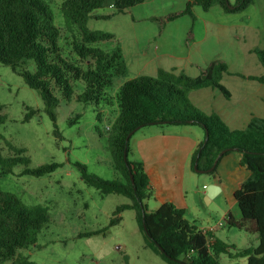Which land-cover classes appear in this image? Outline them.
Returning a JSON list of instances; mask_svg holds the SVG:
<instances>
[{
	"label": "trees",
	"instance_id": "obj_1",
	"mask_svg": "<svg viewBox=\"0 0 264 264\" xmlns=\"http://www.w3.org/2000/svg\"><path fill=\"white\" fill-rule=\"evenodd\" d=\"M51 0H0V63L23 77L25 84L38 91L44 102V112L53 122V134L61 138L57 126V114L61 100H75L81 104L99 106L107 102L113 77L124 76L127 67L117 49L109 54L95 45L114 39L111 33L91 30L90 19L110 20L116 15L141 5L145 0H62L60 11L68 26H75L79 37L71 44V55L66 57L60 46L61 29L54 25L50 8ZM255 0H191L184 9L163 17L152 18L161 35L169 22L183 16H190L195 22L192 9L200 6L205 12L214 5L227 14L245 11ZM231 7H230V6ZM112 8L109 14H97L105 8ZM193 39L189 31L186 45ZM260 63L264 66V48L257 49ZM33 63L34 71L28 68ZM86 65V68L82 67ZM191 77L185 72L174 73L159 69L155 77L139 76L125 82L116 95L118 115L109 130V151L117 180H105L88 173L87 166L74 163L82 174L86 185L99 191L102 196L123 195L131 203L116 207L108 227L120 223V214L125 210H136V219L143 232L147 246L167 264H219L222 255L232 260L246 258V264H264V119L253 118L244 130H232L216 114L205 115L190 99L189 93L203 88H214L229 98L230 93L222 85L228 66L217 59ZM114 71V72H111ZM241 77L264 85V76L240 74ZM84 83L81 94L75 95L73 83ZM264 101V98H263ZM0 104V125L6 121ZM23 122H29L40 110L26 108ZM78 118V117H77ZM101 121L100 118H98ZM74 122L70 121V125ZM150 125L192 126L205 132V138L198 145L191 158V168L216 173L220 160L239 153V166L250 176L237 189L233 198L237 203L240 219L227 217L229 227L258 235V245L249 246L241 252L236 247L215 238L210 232H203L185 218V211L172 203H163L150 211L146 202L153 198L150 179L142 161H132L130 139L139 129ZM13 157L0 155V175L14 174V167L22 165L21 175L42 177L54 173L62 164L51 162L36 168L25 156V149L10 146ZM48 208L28 206L15 194L0 190V264H35L19 254V251L36 245L38 235L49 223ZM107 228L81 234L91 237L104 233ZM208 238L213 239L210 244ZM234 252V253H233Z\"/></svg>",
	"mask_w": 264,
	"mask_h": 264
},
{
	"label": "rangeland",
	"instance_id": "obj_2",
	"mask_svg": "<svg viewBox=\"0 0 264 264\" xmlns=\"http://www.w3.org/2000/svg\"><path fill=\"white\" fill-rule=\"evenodd\" d=\"M235 1L229 0L231 4ZM61 2L62 0L50 1L54 25L61 29L59 43L64 55L76 61L77 57L71 55V44L75 37H79V33L75 26H68L65 22L60 11ZM111 12L113 9L107 7L96 13ZM133 14L137 16V11ZM129 22V16L117 15L110 20L90 19L87 25L91 30L108 32L114 36L110 41L95 45L112 54L117 49H124L129 41L133 31ZM253 45V40L242 39L238 42L232 39L231 42L226 41L223 46L211 48L208 58L205 59L224 60L229 72L264 75V68L258 62L257 55L249 53ZM203 61L208 63L209 60ZM82 67L86 68V65L82 64ZM28 68L34 71L35 67L30 63ZM135 72L129 69L124 76L113 77L114 87L108 91L107 102H101L99 106L81 104L75 100L70 102L61 100L56 109L57 126L61 135V138H57L53 134V122L44 112L45 106L40 93L30 89L23 77L15 73L11 67L0 63V104L3 106L2 113L6 116V121L0 125V155L15 156L10 149V146H13L26 150L24 155L30 158L32 168L51 162L62 164L54 173L42 177L21 175L22 165L14 167V174L0 175V190L15 194L28 206L41 205L48 208L50 221L38 235L36 245L19 251L27 260L35 264H167L147 246L136 219V210H125L120 214V223L108 227L116 207L131 203V200L116 194L102 196L97 189L85 184L81 172L74 167V163L79 162L87 166L88 173L102 179L120 178L109 151L107 127L113 122L118 111L115 97L118 87L132 79L136 75ZM73 86L75 95L81 94L84 90L83 82L76 81ZM190 101L203 113V106L194 101L198 106L195 105L191 99ZM26 108L39 109L40 112L29 122L24 123ZM70 121L74 123L70 125ZM196 130L203 134L204 130L201 128L197 127ZM129 159L135 160V157L130 154ZM219 164L216 172L222 174L224 173L222 163ZM197 176L201 177L203 182L214 181L210 173ZM236 181L237 178L233 177L229 184L235 185ZM156 198L153 197L146 202L150 211L159 207ZM198 199L202 204L203 214L198 217L186 216L190 224L202 231L217 226L216 236L228 244H234L239 252L249 246H257L252 235L244 230L229 227L223 219L233 199H228L225 195L216 196L209 203L201 195ZM231 216L237 219V210H232ZM220 223L223 226H220ZM102 228L107 230L99 235L80 237L81 234ZM212 241L208 238L210 244ZM218 262L246 264V258L232 260L228 255H222ZM3 264H13V261H6Z\"/></svg>",
	"mask_w": 264,
	"mask_h": 264
},
{
	"label": "crops",
	"instance_id": "obj_3",
	"mask_svg": "<svg viewBox=\"0 0 264 264\" xmlns=\"http://www.w3.org/2000/svg\"><path fill=\"white\" fill-rule=\"evenodd\" d=\"M189 1L191 0H145L125 14H120L130 17L129 25L133 30L124 49L120 50L127 71L129 69L136 71L132 79L139 76L155 77L159 69L174 73L185 72L191 77H197L200 73L198 66L204 67L219 59H205L208 58L211 48L223 46L226 41L231 42L232 39L238 42L242 39L253 40L254 45L249 49V53L254 55H257V49L264 48V0H255L251 6L239 14H227L218 5H214L207 12L200 6H195L192 9L195 22L190 16H183L169 22L163 33L159 35L157 25L152 18L180 11ZM134 11H137V16H134ZM190 30H192L193 39L187 46ZM203 60L209 61L204 63L206 61ZM258 62L260 63L259 58ZM262 67L264 68L263 65ZM240 74L228 71L221 80L222 85L230 93L229 98L211 87L189 93L193 103L195 101L199 106H203L205 115L216 114L232 130L246 129L253 118L264 119V85L243 78ZM122 85L118 87L117 93ZM196 103L194 104L197 105ZM104 109L105 107L102 113ZM106 109L108 111V108ZM118 112L119 109L115 113L114 120ZM141 129L136 131L130 139V154L135 157L132 161L143 162L150 179L153 197H157L159 206L169 202L178 209L184 210L185 217L188 215L198 217L203 214L198 196L206 198L207 187L210 184H216L221 188L218 197L225 195L228 199H233L223 219L227 223V217H232V210H237V219L232 218L236 221L240 219V212L233 194L250 176V173L239 166V153L234 152L223 157L220 164L222 163L224 173L216 172L213 175V182H203L201 177L197 176L200 173L192 170L191 158L205 138L204 131L202 134L197 132V127L171 125H150ZM233 177L237 178L235 185L229 184V180ZM201 184H203L202 187ZM219 225L223 226L222 223ZM216 230L217 226H213L203 229V232H210L219 239L215 234ZM252 239L258 245V235L252 234ZM234 252L239 251L236 249Z\"/></svg>",
	"mask_w": 264,
	"mask_h": 264
},
{
	"label": "water",
	"instance_id": "obj_4",
	"mask_svg": "<svg viewBox=\"0 0 264 264\" xmlns=\"http://www.w3.org/2000/svg\"><path fill=\"white\" fill-rule=\"evenodd\" d=\"M213 168L214 167H212L208 171H204V170L197 169L196 166H195V172L202 174V173H205V172H210L211 170H213ZM220 192H221V188L218 185H216V184H210L207 187V194H206V198H205V200L207 201V203H209L210 200L213 199L215 196H217ZM118 249H120V248H118Z\"/></svg>",
	"mask_w": 264,
	"mask_h": 264
},
{
	"label": "built area",
	"instance_id": "obj_5",
	"mask_svg": "<svg viewBox=\"0 0 264 264\" xmlns=\"http://www.w3.org/2000/svg\"><path fill=\"white\" fill-rule=\"evenodd\" d=\"M111 126L107 127V130H110Z\"/></svg>",
	"mask_w": 264,
	"mask_h": 264
}]
</instances>
